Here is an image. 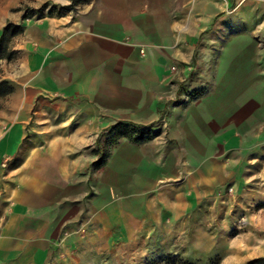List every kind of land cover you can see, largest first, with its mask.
<instances>
[{
	"label": "crops",
	"instance_id": "obj_1",
	"mask_svg": "<svg viewBox=\"0 0 264 264\" xmlns=\"http://www.w3.org/2000/svg\"><path fill=\"white\" fill-rule=\"evenodd\" d=\"M43 3L0 26V264H85L264 177V0Z\"/></svg>",
	"mask_w": 264,
	"mask_h": 264
},
{
	"label": "rangeland",
	"instance_id": "obj_2",
	"mask_svg": "<svg viewBox=\"0 0 264 264\" xmlns=\"http://www.w3.org/2000/svg\"><path fill=\"white\" fill-rule=\"evenodd\" d=\"M39 3L40 0H0V26L5 19H22L47 6H38ZM249 27L259 31L261 25ZM262 172L230 200L217 202L214 215L191 216L183 226H148L138 233L118 234L103 247L85 249V264H244L264 256ZM75 260L72 258L71 264H77Z\"/></svg>",
	"mask_w": 264,
	"mask_h": 264
},
{
	"label": "trees",
	"instance_id": "obj_3",
	"mask_svg": "<svg viewBox=\"0 0 264 264\" xmlns=\"http://www.w3.org/2000/svg\"><path fill=\"white\" fill-rule=\"evenodd\" d=\"M69 6H64L61 9L66 10ZM33 14V13H31ZM30 14V15H31ZM29 16V15H27ZM26 15L22 16V19L27 17ZM21 32V28L18 25H13L8 23L4 28H2L0 34V60L1 59H11L13 52L10 50L11 43L13 39ZM13 92V86L6 80L0 81V99L10 95ZM119 133L125 135V128L121 125H116L115 127ZM145 130L141 131L135 140L141 139V134H143ZM244 264H264V256L255 257L252 259H248L244 262Z\"/></svg>",
	"mask_w": 264,
	"mask_h": 264
},
{
	"label": "built area",
	"instance_id": "obj_4",
	"mask_svg": "<svg viewBox=\"0 0 264 264\" xmlns=\"http://www.w3.org/2000/svg\"><path fill=\"white\" fill-rule=\"evenodd\" d=\"M171 70H172V71H175V70H176V68H175V67H172V68H171ZM8 160H9V158H8V157H7V158H5V160H4V162H3V163H4V164H3V166H4V165H5L7 162H8ZM230 191H231V189H229V190H228V192H230Z\"/></svg>",
	"mask_w": 264,
	"mask_h": 264
},
{
	"label": "bare ground",
	"instance_id": "obj_5",
	"mask_svg": "<svg viewBox=\"0 0 264 264\" xmlns=\"http://www.w3.org/2000/svg\"><path fill=\"white\" fill-rule=\"evenodd\" d=\"M244 246V245H243Z\"/></svg>",
	"mask_w": 264,
	"mask_h": 264
}]
</instances>
